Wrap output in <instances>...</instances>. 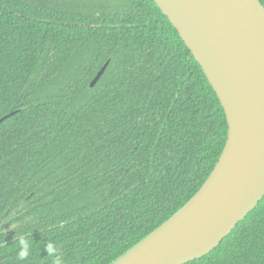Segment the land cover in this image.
<instances>
[{
    "label": "trees",
    "instance_id": "16d2710c",
    "mask_svg": "<svg viewBox=\"0 0 264 264\" xmlns=\"http://www.w3.org/2000/svg\"><path fill=\"white\" fill-rule=\"evenodd\" d=\"M10 113L0 122V264H53L49 242L63 264H110L198 191L228 132L154 0H0V118ZM184 264H264V197Z\"/></svg>",
    "mask_w": 264,
    "mask_h": 264
},
{
    "label": "water",
    "instance_id": "95a60500",
    "mask_svg": "<svg viewBox=\"0 0 264 264\" xmlns=\"http://www.w3.org/2000/svg\"><path fill=\"white\" fill-rule=\"evenodd\" d=\"M154 1L217 94L227 139L198 191L110 264H184L200 258L264 197V6L260 0Z\"/></svg>",
    "mask_w": 264,
    "mask_h": 264
},
{
    "label": "clouds",
    "instance_id": "9594fccd",
    "mask_svg": "<svg viewBox=\"0 0 264 264\" xmlns=\"http://www.w3.org/2000/svg\"><path fill=\"white\" fill-rule=\"evenodd\" d=\"M46 251L49 256L54 257L53 264H63L62 257L58 254L57 248L53 245V243L49 242L46 245ZM30 253V243L21 238L19 241V250L17 253L18 259L24 260L29 256Z\"/></svg>",
    "mask_w": 264,
    "mask_h": 264
}]
</instances>
